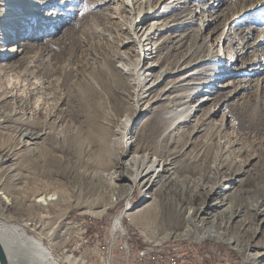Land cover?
<instances>
[{
  "label": "rangeland",
  "instance_id": "1",
  "mask_svg": "<svg viewBox=\"0 0 264 264\" xmlns=\"http://www.w3.org/2000/svg\"><path fill=\"white\" fill-rule=\"evenodd\" d=\"M143 1L0 0V191L10 199H0V222L22 227L49 264H145L151 255L140 256L159 243L185 245L177 252L194 264L207 255L261 264L247 249L264 243L253 210L264 213V0ZM158 15L155 31L135 35L141 17ZM147 65L155 73L143 74ZM124 117L128 152L117 133ZM140 147L169 161L149 200L117 177ZM218 183L210 202L243 192L229 199L250 223L220 229L240 253L225 240L172 236L183 227L176 202L199 205L197 186ZM44 194H54L48 206L34 201Z\"/></svg>",
  "mask_w": 264,
  "mask_h": 264
},
{
  "label": "bare ground",
  "instance_id": "2",
  "mask_svg": "<svg viewBox=\"0 0 264 264\" xmlns=\"http://www.w3.org/2000/svg\"><path fill=\"white\" fill-rule=\"evenodd\" d=\"M139 1L141 0H130L131 6L134 3H138ZM151 1L152 0H144L143 2L149 5ZM139 4H142V2H140ZM162 17L163 15H158L156 19L145 24L143 21L144 17H141L139 19L141 21L137 22V24L135 25V35L143 38L147 36L150 31H155L156 28L159 26ZM140 64L141 58L139 57L137 63L134 65V68H136V72H140L138 68ZM119 69L124 73H128L130 70H133L130 69V67L123 65L122 67H119ZM156 69L157 67L155 66L149 67L147 65L143 68L142 73L151 75L153 72L155 73ZM131 124V119L124 117L120 121V129H118L117 131V133L123 135V142L125 144L127 152L130 151L132 146V141L130 140L128 132ZM38 136V134H35L33 135V137L26 138L35 139ZM124 158L125 157H123V159ZM126 158L127 159L124 160V162L117 163L118 167H116V169L119 172L117 177L121 181H124V185L128 186V190L130 192L135 184H139L141 192L144 193V199L149 200L150 197H146L145 193H147L148 190L154 188V186H156L160 182V178L163 177L160 172L168 173L169 169L165 168L167 165H169L168 159H164L159 155L156 156L154 152L149 153L144 147L135 148L130 155L126 156ZM127 173H129L130 175L123 176ZM168 178H170L171 181L174 180V177L172 176ZM222 182H227V184H229L228 182H230L231 184L232 181L231 179H229ZM162 186L165 188L168 187L166 183ZM218 186L223 185L218 183L217 186H206L202 184L197 186V190L193 191V195L199 198L198 200H202V203L199 205H195L196 201L194 199H189V201L187 202H176V205L174 207V214L172 217L173 222H175L176 224L182 221L183 227L177 232L174 230V232H172V236H193V238L201 241L205 238L213 239L216 241L225 240V244L228 247H231L235 251L240 253L242 252V248L241 245L237 242V239L234 237L230 239H225L220 229H227L237 221L240 223V225L244 227L248 226V224L250 223V219L246 217V215H244L242 208L240 206L232 204L233 197L232 199H229L231 194L235 197H239V195L243 192L238 191L239 194L234 192V190L232 192H229V189L224 187L226 188L225 190L229 192V194L224 195L222 198H220L221 196H217L218 198H216V201L214 202L208 201L211 200L212 196L218 195V193L216 192ZM0 199L3 200L4 203L9 205L10 199L4 192L0 191ZM54 199V194H44L42 196L34 198V201L40 203L43 206H48L50 202ZM149 206L150 203H145L143 205L138 206L137 208L126 209V211L124 212L126 219H128L130 222H134V220L139 215H141L143 211ZM253 210L255 212V216H258L259 224L264 227V213L257 212L255 211V209ZM99 213H102V211L97 212V214ZM120 220V216L115 218L114 226H118ZM25 225H32V223H25ZM255 233L260 234L258 228L255 230ZM0 243L2 244V247L6 254L8 264H49L51 262L53 263V259L48 254L47 250L42 245L37 243L34 238L28 236L22 227L8 226L5 223L0 222ZM157 245L158 244H155V246ZM160 245L161 244L159 243L158 246L160 247ZM247 250L252 252L251 255L248 253L247 255L252 257L254 260L258 261L264 259V243H253L248 247ZM65 258L67 259L66 261L68 262V264H76V259H72L70 256H66ZM106 259L109 258L107 257ZM80 264H82V262ZM261 264H264V262Z\"/></svg>",
  "mask_w": 264,
  "mask_h": 264
},
{
  "label": "built area",
  "instance_id": "3",
  "mask_svg": "<svg viewBox=\"0 0 264 264\" xmlns=\"http://www.w3.org/2000/svg\"><path fill=\"white\" fill-rule=\"evenodd\" d=\"M112 230L114 232L123 231V226L121 225V221L119 222L118 226H114V222H113ZM155 247H156L155 245H152L151 248L144 250V253L142 254V256H140L142 258L144 257L147 258L148 256L151 255L149 259H146L145 264H194V262H196V260L195 261L191 260V257H189L187 253L177 252L179 248H185V245L179 247L170 244L165 246L164 249H154ZM214 260L215 259H213V257L207 255L205 256V259L203 258L202 264H213V262L211 261Z\"/></svg>",
  "mask_w": 264,
  "mask_h": 264
},
{
  "label": "water",
  "instance_id": "4",
  "mask_svg": "<svg viewBox=\"0 0 264 264\" xmlns=\"http://www.w3.org/2000/svg\"><path fill=\"white\" fill-rule=\"evenodd\" d=\"M0 264H8L6 254L4 252V249L1 243H0Z\"/></svg>",
  "mask_w": 264,
  "mask_h": 264
}]
</instances>
